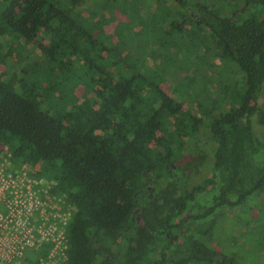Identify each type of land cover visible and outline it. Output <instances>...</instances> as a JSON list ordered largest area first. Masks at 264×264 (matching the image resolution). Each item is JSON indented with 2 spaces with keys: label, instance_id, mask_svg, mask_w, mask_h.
Masks as SVG:
<instances>
[{
  "label": "trees",
  "instance_id": "obj_1",
  "mask_svg": "<svg viewBox=\"0 0 264 264\" xmlns=\"http://www.w3.org/2000/svg\"><path fill=\"white\" fill-rule=\"evenodd\" d=\"M83 1L0 0V141L76 204L61 264H244L212 243L219 219L264 191V0L157 3L167 34L221 47L241 71L240 84L221 90L228 108L203 115L134 53L132 62L123 38L106 43ZM149 2L135 0L133 12L148 13ZM38 57L49 68L44 81L35 78ZM79 83L83 99L73 92ZM201 130L209 156L193 149Z\"/></svg>",
  "mask_w": 264,
  "mask_h": 264
},
{
  "label": "rangeland",
  "instance_id": "obj_2",
  "mask_svg": "<svg viewBox=\"0 0 264 264\" xmlns=\"http://www.w3.org/2000/svg\"><path fill=\"white\" fill-rule=\"evenodd\" d=\"M140 1H151L149 6L151 14L149 12L142 14L141 10L139 14L137 11L133 12L135 0H84L77 6L89 23L95 26L100 24L99 30H103L102 37L106 43H114L123 38L125 44H128L126 51L132 62L133 53L138 66L141 65V59L146 61V72H152L150 74L160 80L168 94L183 102L186 110L203 115V111L207 108L222 106L228 108L229 103L225 98L230 97L223 95L221 90L234 82L240 84L241 71L228 62L221 53V47H216L207 41L202 44L195 39H189L182 32L167 34L165 29L170 28L168 17L162 14V7H158L159 0ZM160 1L164 2V0ZM226 2L223 10L229 12V3ZM142 16L147 18L148 25L139 22L141 18L143 19ZM119 23L120 34L118 31L114 34ZM133 23H135L134 27ZM1 38L3 37L0 36ZM157 38H161L163 42L160 48L157 46L159 40L156 43ZM44 39L41 33L35 37L36 42ZM20 59L21 57L16 54L14 60L17 67H20ZM36 61L38 67L35 78L44 81L49 75L46 71L49 68L41 65L39 57ZM30 64L33 65V63ZM73 92L77 98L83 99L85 96L83 83L77 84ZM260 101L264 104V96ZM233 104H238V101L235 100ZM254 128L259 132L260 128L255 123ZM197 137L200 140L198 139V144L193 148L195 153L209 156L211 147L207 131H199ZM2 144L4 143L0 141V146ZM19 157L21 156H15L11 151L10 163L17 165ZM185 159L186 157L179 160V163ZM25 164H27V171L29 170L37 180H41L40 184L43 188L50 185L49 178L38 174L41 170L40 164L32 166L26 160ZM57 195L66 201L63 193H57ZM67 202H69L68 205L76 206L69 200ZM219 223L221 224L220 232L214 235L212 243L217 250L238 257L244 264H264V191L250 196L239 208L220 218Z\"/></svg>",
  "mask_w": 264,
  "mask_h": 264
},
{
  "label": "built area",
  "instance_id": "obj_3",
  "mask_svg": "<svg viewBox=\"0 0 264 264\" xmlns=\"http://www.w3.org/2000/svg\"><path fill=\"white\" fill-rule=\"evenodd\" d=\"M9 150L0 146V264H61L76 206L50 191L52 181L43 188L21 157L11 164Z\"/></svg>",
  "mask_w": 264,
  "mask_h": 264
},
{
  "label": "water",
  "instance_id": "obj_4",
  "mask_svg": "<svg viewBox=\"0 0 264 264\" xmlns=\"http://www.w3.org/2000/svg\"><path fill=\"white\" fill-rule=\"evenodd\" d=\"M261 100V98L259 99V101Z\"/></svg>",
  "mask_w": 264,
  "mask_h": 264
}]
</instances>
